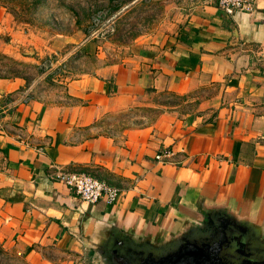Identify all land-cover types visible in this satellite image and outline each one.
<instances>
[{"label":"crops","instance_id":"obj_1","mask_svg":"<svg viewBox=\"0 0 264 264\" xmlns=\"http://www.w3.org/2000/svg\"><path fill=\"white\" fill-rule=\"evenodd\" d=\"M163 4L162 27L111 54L83 49L86 66L66 54L28 84L0 79L7 264L162 254L210 220L247 226L240 241L264 254V2L232 15L214 0ZM69 172L121 196L82 202L56 179Z\"/></svg>","mask_w":264,"mask_h":264},{"label":"rangeland","instance_id":"obj_2","mask_svg":"<svg viewBox=\"0 0 264 264\" xmlns=\"http://www.w3.org/2000/svg\"><path fill=\"white\" fill-rule=\"evenodd\" d=\"M165 1L0 0V79L28 84L66 54L62 64L86 66L83 49L93 57L111 54L162 27L171 15ZM7 263L0 250V264Z\"/></svg>","mask_w":264,"mask_h":264},{"label":"built area","instance_id":"obj_3","mask_svg":"<svg viewBox=\"0 0 264 264\" xmlns=\"http://www.w3.org/2000/svg\"><path fill=\"white\" fill-rule=\"evenodd\" d=\"M259 1L264 2V0H214L216 7L226 15H232L236 12H251ZM168 156L169 152L163 150L157 152L154 159L164 164L163 158ZM56 179L72 190L80 201L87 204L103 202L105 205L110 206L114 205L121 196L119 189L83 172L58 174Z\"/></svg>","mask_w":264,"mask_h":264},{"label":"flooded vegetation","instance_id":"obj_4","mask_svg":"<svg viewBox=\"0 0 264 264\" xmlns=\"http://www.w3.org/2000/svg\"><path fill=\"white\" fill-rule=\"evenodd\" d=\"M209 223L210 224L206 226L198 225L202 231L198 232L197 237H200L203 240H207V242H209L212 237L211 240L213 241V243L219 246L223 244V238H225V235H227L225 242L230 250L235 251L233 255H228V262H230L229 264H253L252 262H255L256 264H264V254L260 253V259L255 258L258 254L256 246H252L249 242L246 241L242 243L239 240L240 230L246 232L245 235H247L249 231V228H247V226H235L231 225V223L229 222L225 224L222 220H217V223H213V221L210 220ZM260 238L262 241H264V234H261ZM139 252L144 254L142 256H129L130 258L128 256H124L121 258V260H119L118 263L114 264H149L148 262H150V259L152 261V259L160 256L154 249L142 248L141 250L137 251V253ZM169 252V249L165 251V253ZM146 256L148 260H145Z\"/></svg>","mask_w":264,"mask_h":264},{"label":"water","instance_id":"obj_5","mask_svg":"<svg viewBox=\"0 0 264 264\" xmlns=\"http://www.w3.org/2000/svg\"><path fill=\"white\" fill-rule=\"evenodd\" d=\"M225 238H223L222 245H215L210 239L203 240L200 237H194L190 239L181 240V244H178L176 247L172 248L169 253L158 254L155 259H150L149 264H229L228 255H233L235 251L230 250L226 244ZM239 240H244V237L241 236ZM132 253V252H131ZM144 253H134L132 256H142ZM130 258V257H129ZM255 258L260 259L259 255ZM145 260H148L147 256ZM132 262V260H131ZM256 264L255 262H252ZM132 264V263H131ZM134 264V263H133ZM260 264V263H259Z\"/></svg>","mask_w":264,"mask_h":264}]
</instances>
